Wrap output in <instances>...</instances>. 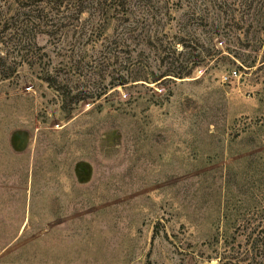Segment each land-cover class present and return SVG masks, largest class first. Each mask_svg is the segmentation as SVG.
<instances>
[{
  "label": "rangeland",
  "instance_id": "obj_1",
  "mask_svg": "<svg viewBox=\"0 0 264 264\" xmlns=\"http://www.w3.org/2000/svg\"><path fill=\"white\" fill-rule=\"evenodd\" d=\"M195 1L130 0L138 28L117 40L127 48L113 49V25L87 42L63 33L62 51L46 44L48 67L81 93L65 108L25 67L0 82V264L247 259L264 224V0H227L235 24L204 0L239 39L215 38L206 57ZM175 35L188 47L171 46ZM188 61L182 77L168 74Z\"/></svg>",
  "mask_w": 264,
  "mask_h": 264
},
{
  "label": "trees",
  "instance_id": "obj_2",
  "mask_svg": "<svg viewBox=\"0 0 264 264\" xmlns=\"http://www.w3.org/2000/svg\"><path fill=\"white\" fill-rule=\"evenodd\" d=\"M209 2L212 3L215 12L225 14L226 21L235 24L234 9L226 3L227 0H209ZM246 6L250 7L249 4ZM84 13L89 14L88 18H82ZM192 13L201 21L200 25L204 31V38L200 44V39H196V46H199L198 56L216 55L218 51H216L214 40L217 37H222L225 43L234 44L239 41L238 33L233 25H231L232 33L222 32L219 28L222 17L219 14H215V17L209 15L207 3L204 0L195 1ZM131 16H133V12L130 10V0H0V82L12 78L19 79L21 68L25 67L31 74H34L39 80L60 94L63 108L76 103V101L81 100V93L72 95L66 86L61 85L57 74H53L52 68L48 67L52 59L48 54L46 44L56 46L58 51H62L64 50L63 47H58V45L65 37L63 33L75 32L79 38L85 39L87 42L95 38L100 39L104 31L113 25V32L116 34L118 30L120 34H114V46L113 43L110 46H113L114 50L119 47L127 48L117 44V40L121 39V36L125 39L130 38L131 32L134 31L133 27L138 28L137 20L129 19ZM259 29L263 30L264 26L261 25ZM151 37L152 35H147V40H150ZM40 40H44V44H41ZM258 40H261L262 43V36H259ZM149 42L150 48H155L162 54L166 52V46L154 45L151 41ZM175 44L188 47L184 36L183 38L178 35L177 37L175 35V38L172 37L170 45L174 46ZM262 44L264 45V43ZM68 46L75 48L73 44ZM202 48L204 49L202 50ZM225 48L228 51L227 55L234 60L238 59L235 53H232L230 46L227 45ZM177 54H182V52ZM72 57L71 54L66 56L68 58L66 63L69 64L68 69H72L74 66L76 68L75 60L71 59ZM230 61L234 64L233 60ZM190 62L188 61L187 65L181 69L168 70L170 72L168 74L182 77L184 70L190 71L192 67L189 65ZM249 66H252V63ZM54 73H57V70H54ZM116 80L118 82L115 79L109 81V88L127 82L123 77L116 78ZM105 87L102 89L105 90ZM102 89L95 93L97 97L102 93ZM261 226L263 227L260 228ZM263 229L264 224L260 223L249 233L250 239L245 241L247 248L243 252L247 259L244 255H240L239 259L233 256H223L218 264H226V262H230V259H238L234 264H262L261 260L264 258ZM225 240L227 242L226 238H224ZM232 250L236 251L233 247Z\"/></svg>",
  "mask_w": 264,
  "mask_h": 264
}]
</instances>
